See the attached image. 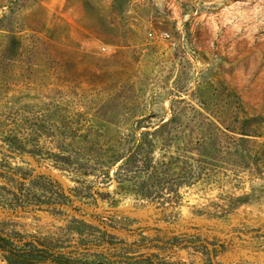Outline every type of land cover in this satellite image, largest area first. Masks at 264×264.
Masks as SVG:
<instances>
[{
  "label": "rangeland",
  "instance_id": "1",
  "mask_svg": "<svg viewBox=\"0 0 264 264\" xmlns=\"http://www.w3.org/2000/svg\"><path fill=\"white\" fill-rule=\"evenodd\" d=\"M169 118L153 159L197 168L164 220L114 170ZM0 232L92 264H264V0H0Z\"/></svg>",
  "mask_w": 264,
  "mask_h": 264
},
{
  "label": "trees",
  "instance_id": "2",
  "mask_svg": "<svg viewBox=\"0 0 264 264\" xmlns=\"http://www.w3.org/2000/svg\"><path fill=\"white\" fill-rule=\"evenodd\" d=\"M170 121L171 118L161 120L150 126L152 130H142L137 135L124 134L117 139L121 143V154L115 161L118 165L114 170L117 184L128 185L139 198L158 208L157 213L164 220L170 215L167 211L181 199L180 187L190 185L195 180L197 168L185 163L180 171H176L170 166L171 159H153L150 148L152 143L147 136L168 126ZM105 243L106 248L116 249L114 244L117 243L111 240H105ZM0 251L7 264H92L71 252L61 250L57 243L35 236L28 238L18 233L0 232ZM147 261L149 264H165L153 256Z\"/></svg>",
  "mask_w": 264,
  "mask_h": 264
},
{
  "label": "built area",
  "instance_id": "3",
  "mask_svg": "<svg viewBox=\"0 0 264 264\" xmlns=\"http://www.w3.org/2000/svg\"><path fill=\"white\" fill-rule=\"evenodd\" d=\"M164 35H165V34H159V37H160V36H164Z\"/></svg>",
  "mask_w": 264,
  "mask_h": 264
}]
</instances>
